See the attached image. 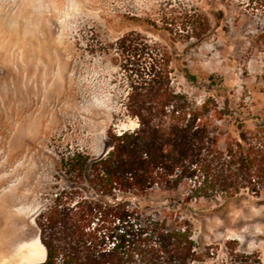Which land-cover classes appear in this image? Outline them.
Wrapping results in <instances>:
<instances>
[{
    "label": "rangeland",
    "instance_id": "rangeland-1",
    "mask_svg": "<svg viewBox=\"0 0 264 264\" xmlns=\"http://www.w3.org/2000/svg\"><path fill=\"white\" fill-rule=\"evenodd\" d=\"M188 9L209 20L200 38L185 34ZM133 30L167 47L174 83L192 101L215 100L224 134L264 123V0H0V264L45 258L51 231L41 225L58 193L73 204L100 198L88 171L74 178L61 158L103 156L110 129L138 127L111 48ZM132 202L148 216L169 205L188 219L203 252L194 264H264V192Z\"/></svg>",
    "mask_w": 264,
    "mask_h": 264
},
{
    "label": "trees",
    "instance_id": "trees-1",
    "mask_svg": "<svg viewBox=\"0 0 264 264\" xmlns=\"http://www.w3.org/2000/svg\"><path fill=\"white\" fill-rule=\"evenodd\" d=\"M183 17L187 37L200 38L209 28L208 18L197 11L188 9ZM111 48L127 88L123 109L138 127L110 129L111 148L103 156L82 151L62 156L68 175L88 171L100 198L73 204L58 193L41 225L44 233L51 231L42 237L45 258L30 264H194L203 260V252L196 247L190 221L169 205L148 216L132 199L260 196L264 123L253 129L239 125L238 137L224 134L214 99L197 104L176 87L166 46L133 30Z\"/></svg>",
    "mask_w": 264,
    "mask_h": 264
}]
</instances>
